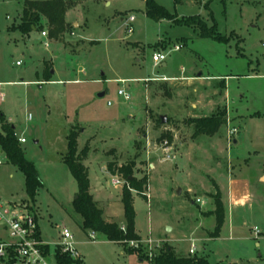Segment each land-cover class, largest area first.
Segmentation results:
<instances>
[{"label":"rangeland","instance_id":"374dc122","mask_svg":"<svg viewBox=\"0 0 264 264\" xmlns=\"http://www.w3.org/2000/svg\"><path fill=\"white\" fill-rule=\"evenodd\" d=\"M154 1L179 18L196 15L216 25L227 40L150 19L145 0L82 2L67 12L71 29L63 41L40 31L23 37L9 30L22 0H0V128L12 124L26 137L20 145L43 183L31 201L23 172L6 161L0 198L30 207L52 252L68 228L84 264H155L166 246L177 257L209 264H250L246 257L264 264V0ZM176 45L182 49L172 50ZM155 52L169 53L167 66L154 65ZM163 76L177 80L156 79ZM220 113L224 121L211 135L192 122ZM72 130L106 221L126 226L122 193L130 185L119 168L131 164L143 183L141 192L131 189L138 245L102 234L92 240L82 229L73 207L78 183L63 161ZM165 141L174 160L162 150ZM113 176L124 184L114 187ZM232 179L235 192L252 195L251 207L233 215L232 230L228 216L219 237L210 239L217 237L216 199L227 204ZM255 227L262 234L256 236ZM192 242L195 254L189 253ZM51 264H58L55 257Z\"/></svg>","mask_w":264,"mask_h":264},{"label":"trees","instance_id":"16d2710c","mask_svg":"<svg viewBox=\"0 0 264 264\" xmlns=\"http://www.w3.org/2000/svg\"><path fill=\"white\" fill-rule=\"evenodd\" d=\"M86 1H109V0H22V8L17 20L10 31H18L23 37H28L33 31L47 30L51 38L63 41L66 33L71 29L67 22V12ZM176 3L181 0H175ZM145 14L150 19L161 21L168 20L175 25L192 27L201 37L212 38L216 41L227 40L218 33L216 25L209 26L207 22L199 16H190L179 18L171 13L164 6L159 5L154 0H145ZM4 114L0 112V121L3 122ZM221 113L212 117L193 119L197 131L203 134H214L223 123ZM161 122V121H160ZM162 123V122H161ZM167 135H162L166 138ZM68 152L63 161L69 168L73 177L78 183L77 198L73 201V207L77 214L82 217V229L84 231L94 232L104 235L110 242L124 243L125 241H139L140 237L135 230V208L131 189L142 191V182H138L133 174L131 164L121 166L119 174L130 185V189L125 187L122 193V204L126 226L119 225L116 222L106 221L103 218V211L94 200L90 192V179L87 168L84 165L85 151H78V133L72 130L68 135ZM1 149L6 155L8 162L17 166L24 174L25 189L28 198L35 201L37 191L43 187L37 169L33 162L26 159L16 135L15 126L9 123H3L0 131ZM216 211L218 215L215 234L218 236L224 224V204L216 199ZM46 252H50L49 245L45 247ZM127 252L134 253L132 249H126ZM55 259L58 264H84L83 259H74L70 255L62 253L60 247L55 248ZM155 264H209L202 258L177 257L173 253V248L165 247L156 257Z\"/></svg>","mask_w":264,"mask_h":264},{"label":"built area","instance_id":"2783aa9c","mask_svg":"<svg viewBox=\"0 0 264 264\" xmlns=\"http://www.w3.org/2000/svg\"><path fill=\"white\" fill-rule=\"evenodd\" d=\"M134 21L135 17L130 16L127 20V24L132 25ZM128 32H133L132 26L128 28ZM41 35L46 38L49 37L47 30H43ZM44 44L47 47L49 46L48 39ZM181 49L182 45H176L172 50L180 51ZM168 55L169 53L155 52L153 54L154 65L158 66L165 62ZM16 64L21 65V61H18ZM156 79L161 81L170 80L166 76ZM118 94L125 98H129L128 93L125 92L124 89H120ZM3 100L4 94L0 93V101ZM28 119H32L31 114H28ZM232 132H235V130ZM18 140L22 144L27 142L26 137H18ZM162 150L166 154L168 160H174L176 158L174 149L168 145L167 141L164 142ZM6 161V155L2 151L0 144V169L4 166ZM111 182L114 187L124 184V180L120 179L118 176H113ZM196 202L198 203L201 201L197 199ZM202 204H204V202ZM254 234L256 236L260 235L261 230L255 227ZM95 235L94 232H90L89 237L95 240ZM130 244L136 246L138 245V241H131ZM47 245L49 244L42 239L37 217L29 206L4 202L0 198V264H51V259L55 256V252L51 250L49 253L46 252L45 247ZM56 247H60L62 253L70 255L74 259H82L81 253L77 248L75 236L66 227L61 230V241ZM189 253H196V246L193 242L191 243Z\"/></svg>","mask_w":264,"mask_h":264},{"label":"crops","instance_id":"0c3cea01","mask_svg":"<svg viewBox=\"0 0 264 264\" xmlns=\"http://www.w3.org/2000/svg\"><path fill=\"white\" fill-rule=\"evenodd\" d=\"M113 0H109V1H104V2H109L110 4H111V2H112ZM115 1V0H114ZM102 2V1H101ZM167 61V60H166ZM163 62L161 65L163 66V67H165V66H167V62ZM201 74V72L200 73H198L197 75H200ZM193 76H190V77H178V80H183V79H185V78H188V79H190V78H192ZM170 78V77H169ZM172 79H170V80H167V81H176L177 80V77H171ZM204 108V105H203V107H201V111L202 110H205V109H203ZM200 117V116H199ZM235 141H236V139H235ZM234 141V142H235ZM264 177V174L263 175H261L260 176V179L262 180V178ZM234 179H232L231 180V183H230V187H229V195H228V200H227V204H225V203H223L224 204V207L226 208L225 210H226V217H225V220H224V223H225V221H226V218L228 217V216H230V220H229V229L230 230H232V229H234L235 228V225H234V221L232 220V218H233V215H237V211L239 212V210L240 209H243V208H246V207H248V206H250L251 207V204H252V195H250V194H248V193H244L243 195H240V194H238L237 192H235V190H234V185L236 184L235 183V181H233ZM92 185V184H91ZM91 189H92V194H94V195H98V192H96V189H94V186H91ZM221 191H222V189H221ZM188 192H190V190H188ZM222 193H223V191H222ZM223 198H224V194L222 195V200H223ZM223 202V201H222ZM134 208H135V206H134ZM232 221V222H231ZM187 222V224L189 223L188 221H186ZM238 223H240V221L238 222ZM224 225V224H223ZM40 226V225H39ZM189 225H187V227H188ZM197 230V229H196ZM40 231H41V229H40ZM195 231V230H194ZM193 231V232H194ZM261 234H262V232H261ZM219 235H220V233H219ZM219 235L217 236V237H215V238H210V239H216V238H218L219 237ZM41 236H42V233H41ZM231 238V237H230ZM42 239H43V237H42ZM262 239H264V237H262ZM44 240V239H43ZM204 240V239H203ZM257 246L258 247H260L261 246V242H258L257 243ZM82 256V255H81ZM260 256H261V254H260ZM180 257H182V256H180ZM239 259H234V260H232L231 262H236V261H238ZM244 260H246V262H249L250 264H256V263H258L253 257H246V258H244Z\"/></svg>","mask_w":264,"mask_h":264},{"label":"water","instance_id":"95a60500","mask_svg":"<svg viewBox=\"0 0 264 264\" xmlns=\"http://www.w3.org/2000/svg\"><path fill=\"white\" fill-rule=\"evenodd\" d=\"M51 73H54V71L51 70ZM104 95H105V92H102V93L99 94V96H104ZM160 119H161V122L163 124L167 123V117L166 116L163 115V116L160 117ZM35 142L38 143V140H36ZM168 230H171V228L168 227ZM256 264H260V263H256Z\"/></svg>","mask_w":264,"mask_h":264}]
</instances>
